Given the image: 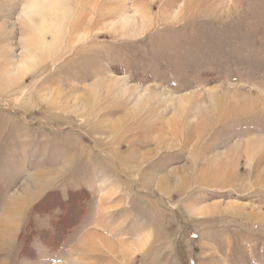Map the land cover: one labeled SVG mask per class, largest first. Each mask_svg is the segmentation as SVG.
<instances>
[{
  "label": "rangeland",
  "instance_id": "obj_1",
  "mask_svg": "<svg viewBox=\"0 0 264 264\" xmlns=\"http://www.w3.org/2000/svg\"><path fill=\"white\" fill-rule=\"evenodd\" d=\"M262 96L264 0H0V264H264Z\"/></svg>",
  "mask_w": 264,
  "mask_h": 264
},
{
  "label": "bare ground",
  "instance_id": "obj_2",
  "mask_svg": "<svg viewBox=\"0 0 264 264\" xmlns=\"http://www.w3.org/2000/svg\"><path fill=\"white\" fill-rule=\"evenodd\" d=\"M255 104L253 105H264V97H258L257 102H254ZM179 115H182V111L179 113ZM162 140H164V138H162ZM52 177V176H51ZM32 180V179H31ZM44 182V174H40V175H36L35 177V184L36 185H41L40 183ZM33 183V182H32ZM29 184V183H28ZM31 184V183H30ZM18 190V189H17ZM53 195V194H52ZM210 212V209H202V211H200V214H208ZM12 219L9 220H5L4 224L2 225V229L0 231V238L2 239L3 236L5 235V231L10 223ZM12 224V223H10ZM95 239H99L101 242L104 243V245L106 247H108V249L116 255L117 258H119L120 260H128L129 259V255L133 254L132 253V249L136 248V249H140L143 248L145 243L144 242H128L125 243L124 242H111L109 239L103 238L101 236V234L99 233H91L89 234L87 237H85L81 243L78 244L77 246V250H83V251H87L90 252V248L88 247V245H90L89 243H94ZM129 244V245H128ZM133 247V248H132ZM112 264V263H111Z\"/></svg>",
  "mask_w": 264,
  "mask_h": 264
},
{
  "label": "crops",
  "instance_id": "obj_3",
  "mask_svg": "<svg viewBox=\"0 0 264 264\" xmlns=\"http://www.w3.org/2000/svg\"><path fill=\"white\" fill-rule=\"evenodd\" d=\"M8 206H9V204H6V203L3 204V210L6 209V208H8ZM14 206H15V208H14V212L13 213H9L7 215H4V213H0L1 214V218H0V231L2 229V225L4 224L5 220L12 219L10 221V223H12V224L9 223V225H8V227H7V229H6L5 233H4L5 235L3 236L2 239L0 238V242H5L7 240L6 238H8V235L7 234H9V231H11V230L14 231V229L17 226V223H18V221H17L18 215L17 214L19 212V206L20 205H15L14 204ZM3 210H1V211H3Z\"/></svg>",
  "mask_w": 264,
  "mask_h": 264
}]
</instances>
